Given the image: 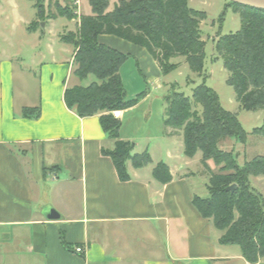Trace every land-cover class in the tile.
Listing matches in <instances>:
<instances>
[{"label": "crops", "instance_id": "crops-1", "mask_svg": "<svg viewBox=\"0 0 264 264\" xmlns=\"http://www.w3.org/2000/svg\"><path fill=\"white\" fill-rule=\"evenodd\" d=\"M49 20L38 30L44 32ZM32 23V40L22 37L14 57L0 49V264H264L248 262L237 245L219 243L220 231L192 205L195 174L188 168L168 163L172 179L160 183L152 169L130 164V180L118 179L102 154L113 140L99 115L79 117L63 99L65 87L100 81L92 74L78 80L68 44L35 34ZM98 40L136 54L142 67L153 65L138 45L113 35ZM29 41L44 48L33 49L24 64L17 52ZM153 76L158 79L157 69ZM26 107H38L39 116L24 117ZM131 109L120 110L118 119ZM172 151L166 155L173 159L183 149ZM63 168L71 174L60 179ZM72 192L82 202L77 210L68 201ZM45 206L60 218L47 220Z\"/></svg>", "mask_w": 264, "mask_h": 264}, {"label": "trees", "instance_id": "trees-1", "mask_svg": "<svg viewBox=\"0 0 264 264\" xmlns=\"http://www.w3.org/2000/svg\"><path fill=\"white\" fill-rule=\"evenodd\" d=\"M86 1L91 13L79 15L77 35L67 33L60 38L75 48L73 75L82 81L92 74L100 82L65 87L63 99L79 117L99 115L101 128L113 140V148L102 150V154L110 158L118 179L125 182L130 180L126 162L138 169L150 163L151 157L147 151L132 153L130 142L119 138L120 120L110 112L134 106L146 91L126 98L119 69L129 55L100 43L98 37L113 35L145 47L163 74L177 66L170 59L181 56L193 73L202 76L205 42L200 38L199 22L206 15L189 8L190 0H117L112 9L110 0ZM34 2L37 18L32 25L36 29L40 22H45V17L56 15L45 16L44 5L40 0ZM229 4L239 15L240 28L234 33H218L213 45L214 60L222 61L227 71L226 83L233 88L240 109L264 110V10L230 0ZM56 5L58 16L73 18L66 11L67 5ZM166 104L163 122L166 134H181L184 156L192 158L199 152V161L206 169L208 195H193L192 205L221 232L220 244L237 245L248 262L264 260V196L251 185V178L264 176V155L240 164L237 154L220 148V142L226 138L246 143L248 133L237 114L222 107L204 77L192 88L191 97L172 85ZM39 114L38 107L22 110L26 118ZM250 134L264 141V119ZM208 161L220 166L218 170H212ZM152 176L160 183L172 179L169 166L163 162L152 168ZM233 184L234 189H228Z\"/></svg>", "mask_w": 264, "mask_h": 264}, {"label": "rangeland", "instance_id": "rangeland-1", "mask_svg": "<svg viewBox=\"0 0 264 264\" xmlns=\"http://www.w3.org/2000/svg\"><path fill=\"white\" fill-rule=\"evenodd\" d=\"M116 1L117 0H110L109 9H112ZM34 3V0H0V49H5L8 52V56L11 55L14 57V53L16 52L15 46H17L18 51L22 37H30L31 40L33 38L31 37L32 32H29L27 28L29 23L37 18V8ZM40 3L44 5L45 16L52 15L53 17L56 15V17H45V22L49 19H52V21H48L44 32L38 30L40 27L36 28L37 33L35 34L44 33L45 36L51 35L56 43L68 44V48L71 50L69 53L71 54V52H73L74 54L75 48L73 45L63 42L60 37L67 33L72 36L77 35L79 15L91 13L88 2L86 0H50L49 7V0H40ZM58 3L61 6H68L66 11L69 10L70 13L73 14L72 19L58 16L56 10V4ZM188 7L203 11L206 15L205 19L199 22L200 38L205 42L204 70L202 76L193 73L189 69L185 58L181 56L171 58L170 63H175L177 66L175 69L163 74L149 51L145 47L140 46L149 56L153 65L142 67L138 61L137 55L132 54L119 69L126 98L135 97L139 92L146 91V95L132 106V109L129 111L130 113H128L124 119H120L121 126L119 129V138L130 142L133 154L142 153L144 151L149 153L151 162L146 165V169L148 170H151L158 162L166 164L174 162L176 165H181L183 171H186V168H188V171L195 174L194 177H192V188L194 192L200 197H206L208 195L206 188L207 176L206 169L199 161L200 153H196L192 158L185 157L182 153L183 148L180 149L178 144L180 140L178 137L179 135L173 134L174 136L170 137V135L166 134V130L164 129L163 122L165 118V108L167 106L166 96L171 92V86L173 85L176 91L191 97L192 88L201 83L204 77L205 84L217 93L222 107L237 114V118L243 129L248 133L246 143L240 144L232 138H226L220 142L219 146L224 150H232L237 154V160L240 164L245 160H250L256 155H264V141L250 134L253 128L259 127L262 124L264 110L246 111L240 109L233 88L226 83L227 71L224 69L222 61L220 59L217 61L214 60L215 54L213 45L214 41L217 39L218 33H234L240 28L239 15L232 11L229 0H190L188 2ZM45 22H40V26ZM25 38L24 41L26 40ZM9 42L13 43L14 46L12 48ZM35 48L38 52L43 49L44 46H38L37 43L32 44L30 41L29 43L23 42V47H21V50L17 53L22 56L24 64L26 61L28 62L30 58L32 59L35 54L33 49ZM12 57L11 59L15 60ZM71 57L72 68L74 69L72 54ZM36 68V66H33L32 70L34 71ZM155 68L159 72L158 79L153 76L154 70L156 71ZM195 107L198 112L201 111L198 105H195ZM167 148H171L173 153L174 150H177L178 153H180V151L182 152L177 158L172 159L166 155ZM207 164L214 171H217L220 167L215 166L212 161H208ZM125 165L127 172L131 174L130 163L126 162ZM57 173L60 179H63V173L71 174L70 171L64 168L61 172L57 171ZM48 184L51 186L55 185L50 182H48ZM251 185L264 196V176L251 178ZM75 192H72L73 194L68 201L72 208L77 210L78 207H82V202L77 198ZM50 193L54 196L55 191L52 190Z\"/></svg>", "mask_w": 264, "mask_h": 264}, {"label": "water", "instance_id": "water-1", "mask_svg": "<svg viewBox=\"0 0 264 264\" xmlns=\"http://www.w3.org/2000/svg\"><path fill=\"white\" fill-rule=\"evenodd\" d=\"M234 3L249 6L257 9L264 10V0H230ZM235 184L228 187V189H234ZM42 214L47 220H57L60 218L59 213L52 206H45L42 209Z\"/></svg>", "mask_w": 264, "mask_h": 264}, {"label": "built area", "instance_id": "built-area-1", "mask_svg": "<svg viewBox=\"0 0 264 264\" xmlns=\"http://www.w3.org/2000/svg\"><path fill=\"white\" fill-rule=\"evenodd\" d=\"M111 114H112V116L114 117V118H118L119 116H120V111H118V110H113V111H111ZM82 249L80 248V247H76L75 248V251H77V252H80Z\"/></svg>", "mask_w": 264, "mask_h": 264}]
</instances>
